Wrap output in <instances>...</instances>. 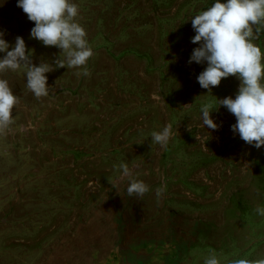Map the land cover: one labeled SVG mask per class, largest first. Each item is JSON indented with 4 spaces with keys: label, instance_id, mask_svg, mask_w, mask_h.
<instances>
[{
    "label": "rangeland",
    "instance_id": "374dc122",
    "mask_svg": "<svg viewBox=\"0 0 264 264\" xmlns=\"http://www.w3.org/2000/svg\"><path fill=\"white\" fill-rule=\"evenodd\" d=\"M71 2L93 49L90 75L56 68L36 98L24 68L0 73L20 98L0 129V264H123L127 247L155 251L153 240L158 264L264 259L254 180L264 147L233 132L236 117L218 100L235 99L240 80L209 93L197 80L207 63H189L200 46L191 20L215 0ZM17 3L0 0L4 39L22 37L36 66L55 67L61 50L30 37L35 24ZM252 42L264 53V31ZM204 104L218 130L203 126ZM168 124L167 147L152 143ZM122 163L148 185L143 197L128 195Z\"/></svg>",
    "mask_w": 264,
    "mask_h": 264
},
{
    "label": "clouds",
    "instance_id": "9594fccd",
    "mask_svg": "<svg viewBox=\"0 0 264 264\" xmlns=\"http://www.w3.org/2000/svg\"><path fill=\"white\" fill-rule=\"evenodd\" d=\"M17 6L35 24L30 37L44 46L59 48L61 53L54 60L55 67L43 60L36 66L22 37L17 36L15 44L10 45L4 39L5 33L0 31V53H4L0 58V73L24 68L27 88L36 98L49 94L51 88L46 74L56 68H83L77 75H90L86 64L94 53L86 38L87 32L75 21L78 5L71 0H18ZM191 23L196 33L191 42L200 46L193 50L189 63H207L197 77L198 83L211 93L223 79L236 76L240 80L238 94L235 99L230 96L218 99L219 107H226L236 117L232 130L243 141L257 149L264 147V53L252 42L264 31V0H227L226 3L215 0L207 10L194 16ZM253 26H256V36ZM19 102L9 81L0 76V129L13 123V109ZM212 107L211 104L201 107L203 126L218 130L219 125L212 119ZM188 131L192 132L191 125ZM151 136L152 143L166 148L172 136L171 124ZM195 138L201 140L199 134ZM119 168L122 169L121 178L130 180L129 196L143 197L149 191L147 184L132 178V170L126 163L120 164ZM164 190L157 188V196ZM255 211L264 215V208L258 207ZM205 264H220V261L213 254ZM232 264H264V259H237Z\"/></svg>",
    "mask_w": 264,
    "mask_h": 264
},
{
    "label": "crops",
    "instance_id": "0c3cea01",
    "mask_svg": "<svg viewBox=\"0 0 264 264\" xmlns=\"http://www.w3.org/2000/svg\"><path fill=\"white\" fill-rule=\"evenodd\" d=\"M148 240L149 239L145 241ZM148 243L150 245H153L154 248H156V250L155 251L149 250L148 247L140 248L139 250H137V248L135 249L134 247L135 244H133L132 246L127 247V249L125 250V257H122L120 261L121 262L123 261V264H158L157 263L158 256L156 257V253L159 251L158 249H160V246L154 240L148 241ZM122 255L124 254L122 253ZM160 256L165 257L166 254L161 253Z\"/></svg>",
    "mask_w": 264,
    "mask_h": 264
},
{
    "label": "trees",
    "instance_id": "16d2710c",
    "mask_svg": "<svg viewBox=\"0 0 264 264\" xmlns=\"http://www.w3.org/2000/svg\"><path fill=\"white\" fill-rule=\"evenodd\" d=\"M254 180L258 187L264 190V155L260 156L256 162Z\"/></svg>",
    "mask_w": 264,
    "mask_h": 264
}]
</instances>
